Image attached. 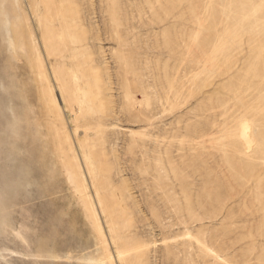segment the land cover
<instances>
[{
	"label": "rangeland",
	"instance_id": "obj_1",
	"mask_svg": "<svg viewBox=\"0 0 264 264\" xmlns=\"http://www.w3.org/2000/svg\"><path fill=\"white\" fill-rule=\"evenodd\" d=\"M0 264H264V0H0Z\"/></svg>",
	"mask_w": 264,
	"mask_h": 264
},
{
	"label": "bare ground",
	"instance_id": "obj_2",
	"mask_svg": "<svg viewBox=\"0 0 264 264\" xmlns=\"http://www.w3.org/2000/svg\"><path fill=\"white\" fill-rule=\"evenodd\" d=\"M6 22V21H5ZM1 25L2 26H4L5 25V23H4V21H3V23H1ZM43 41L44 42H46L47 41V37L46 36H43ZM13 42V41H12ZM13 44V43H12ZM44 44V48H45V50L48 52V46L46 45V43H42V45ZM14 45V44H13ZM12 46V45H11ZM37 65H38V68H39V70H40V73H41V75L46 79L47 77H46V73H45V71H44V64H43V60H42V56L40 57L38 54H37ZM50 93V100H51V102L56 106V107H58V105H57V102H56V99H55V97H54V95L52 94V92L50 91L49 92ZM241 128H240V137H241V139L243 140V142H244V144L246 145V147H247V149H249L250 148V146H251V136H250V134H249V126H248V124L247 123H243L241 126H240ZM72 174L73 175H75L74 176V182H73V184H74V187H75V189H83L84 187V190L87 188V185L85 184V180L83 181L82 179H81V177H80V174L82 175V173H81V170H80V168L78 167V165H76L75 167H72ZM88 189V188H87ZM78 191H80V190H78ZM77 191V192H78ZM83 191V190H82ZM81 193V192H80ZM83 193H84V191H83ZM85 194V193H84ZM86 208L90 211V209H91V206L89 205V203H88V205L86 206Z\"/></svg>",
	"mask_w": 264,
	"mask_h": 264
}]
</instances>
